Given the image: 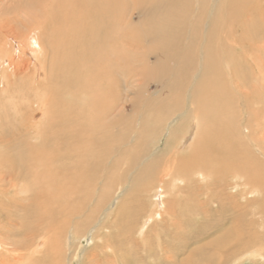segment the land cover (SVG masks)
Listing matches in <instances>:
<instances>
[{"label":"bare ground","instance_id":"obj_1","mask_svg":"<svg viewBox=\"0 0 264 264\" xmlns=\"http://www.w3.org/2000/svg\"><path fill=\"white\" fill-rule=\"evenodd\" d=\"M119 6H134L124 19L119 38L121 45L136 49L132 56L94 49L118 35L117 23L110 18ZM238 8L247 11L242 21L235 13ZM70 21L75 22L69 38L72 41L67 42ZM262 34L264 0H0V183L12 184L3 193L0 191V198L7 190H17L25 195L19 200L29 206L39 196L42 203H38L47 209L41 213L55 209L66 213L75 212L81 203L70 208L64 205L66 200H93L97 192L110 189L100 197L103 205L109 204L102 208L96 231L105 229L115 221L107 222L109 217L116 219L127 204L138 199L137 212L146 215L125 231L128 238L124 236L123 242L129 243V248L119 253L114 249L116 244L112 246L109 241L94 246L106 251L102 257H109V264L114 258L121 263L120 257L129 264V255H136L140 247L134 232L149 227V218L141 221L150 212V204H154V212L161 209V231H172L165 236L172 237L173 242L185 239L182 236L192 227L193 219L201 215L207 218V197L203 201L201 198L207 194L193 180L196 174H201L209 185L211 174L225 182V173L230 171L233 180L244 179L251 194L264 197V168H256L252 153L253 147L257 148L255 143L264 147V128L259 122L264 117V105L251 110L264 104ZM109 56L108 69L102 71L103 59ZM200 69L202 72L196 76ZM132 76L137 78L132 84L135 91L129 84ZM151 81L163 89L148 93ZM188 83V124L174 142L181 114L173 119L171 116L180 110V96H185L176 88ZM80 84L94 90L74 92ZM154 103L159 104L156 111ZM139 109L144 116L141 113L135 125L132 116ZM207 120L208 126L203 127ZM16 122L22 126L17 131L13 127ZM255 132L260 136H253ZM12 136H20L23 141L16 143L15 147L21 148L18 151L23 147V151L32 152L30 161L28 155L24 159L25 164H32L18 168L19 172L12 157L8 158V170L1 169L6 165L3 153L7 149L1 150L6 138ZM35 139L40 140L39 144L34 143ZM237 155L242 156L241 161L232 164L230 158ZM215 161L221 169L206 171L203 166ZM106 164L107 176H99ZM245 165L252 169L250 182L240 172ZM183 181L192 185L180 187ZM186 191L188 196L181 197L180 193ZM167 194L169 199L164 200ZM22 208L28 207L25 204ZM163 214L171 216L168 222ZM43 218L39 216L40 224ZM252 237L253 241L259 240L255 234ZM56 239L51 241L57 249L60 241ZM164 242L163 236H159L160 245L150 241L149 236L143 240L156 264L157 247L164 253L171 250L174 260L178 257L177 251L167 248ZM4 246L1 240L0 251L5 250ZM46 246L47 240L42 239L32 255ZM252 251L246 259L261 257L258 250ZM195 252H188L180 264H196ZM96 256L92 254L89 261H97Z\"/></svg>","mask_w":264,"mask_h":264},{"label":"rangeland","instance_id":"obj_2","mask_svg":"<svg viewBox=\"0 0 264 264\" xmlns=\"http://www.w3.org/2000/svg\"><path fill=\"white\" fill-rule=\"evenodd\" d=\"M128 1H132V0H128ZM207 3H209V0H207ZM208 6L209 5L207 4V8ZM133 7L131 8L129 7L127 9L126 8L123 9L121 8V6L118 7L119 10L117 9L114 12L115 15L110 18L111 21H115L114 23H117L118 29L116 32L118 35L113 36V41H112V36H111L110 37L111 39H109L108 43L107 41H104L103 42L104 44L103 43L101 45L98 44V47H96L95 45L96 48L94 49L96 51L104 49V50H107V52H111L112 55L113 54L114 55L124 54L126 56L130 54L132 56L133 53H134L133 55H135L136 49H128L125 47L124 44L121 45L119 43L120 42V39H119L120 30L122 28L121 26L125 22L124 19L126 20V18L130 15ZM239 9L240 8L237 9L238 11L234 10L235 13L238 14V16L240 17L239 20L243 17H247V11L246 13H243ZM242 10L244 9L242 8ZM183 13H185L186 16H191V14L187 13L186 11H183ZM223 14L224 13H221V15ZM174 15L176 14L173 13L172 16ZM153 21H155V19H153ZM74 22L70 21L67 25L66 30L69 32V34L67 32V37H68V38L66 37L67 42L72 41L71 40L72 37L70 36L72 33L70 32L74 28V25H73ZM207 24H208V21H207ZM139 33L140 32H136L135 34L139 35ZM135 34L133 33L134 37H135ZM254 39L257 40L258 38H254ZM108 44L110 47H108ZM113 45H114V48H113ZM153 47L154 46H152L151 48ZM94 49H92V51ZM110 58L111 56L105 57L103 59L102 71H105L108 69V64H109L108 62ZM200 72H202L201 69L196 70L195 75L196 76L200 75ZM136 79L134 76L130 78L129 84L131 85V87H133L132 84H134ZM162 83H164L165 85V82L162 81ZM81 85L82 84H80L78 87H75L74 92L76 91L80 92V91H85L89 89L94 90L92 86L83 87ZM155 85H156L155 81L150 82L148 93L149 92L152 93L157 90L159 92L161 89H163L162 87H159L158 85L155 86ZM189 85L190 84L188 83L187 85L182 86V88H176L179 94H181V91L185 92L184 93L185 99L182 95L180 96V100L178 102L180 103V106H179L180 110L178 112L173 113L171 116V119H173L174 117H177L178 114L179 115L181 114L179 116V120H177L179 122L177 125V128L179 129H177L174 137H172V140L174 142L177 141V139L179 138L180 132H183L188 124L187 123L188 120H186V115L190 112V106L187 105L185 102H186V96H187L186 92L188 91V88L191 87V85L190 86ZM245 85L250 86L248 85V83L247 84L245 83ZM133 88H134V91L137 90L135 89L136 88L135 86ZM140 105L141 104L139 103L138 106ZM158 105H159L158 103H154L155 111L158 109ZM263 105L264 104H261L258 107H256L257 105L254 106L256 108L251 107V110L261 109ZM101 106L103 105L100 104V108ZM140 109L138 110V113H136L137 111L135 112L136 115L132 116L134 117L132 121L135 122V125L138 124L137 120L139 119V117L141 118V116L142 117L144 116L143 111H141ZM203 110L207 111V108H204ZM141 113L142 115L139 116ZM259 119H260L259 120L260 124H262L261 127L264 128V123H262L264 122V117H260ZM214 121H219V120H214ZM151 123L152 122L149 121V124ZM206 125L208 126V120L206 123L204 122L203 127H205ZM13 127L17 131L22 126L20 125V123L16 122V124ZM253 136L258 137L260 136V134L255 132ZM10 139H12V141ZM33 141L36 144H39L40 142V140L38 139H35ZM5 142L7 143L4 144L5 146L3 147L1 151L4 152L7 149L5 153H3L4 158H6L7 161L6 163L5 161H3L4 162L3 164H6V165L2 164L3 166L1 169L5 170V172L8 170V167L10 166V164L8 165V158L10 157L14 158V160L17 161V166H16L17 172H19L18 168H20L21 170V167L24 168L25 166H30L32 164V163L25 164L24 162V159L27 155L30 157L29 161L31 160L32 152L23 151L25 150L23 147L21 151H18L17 149H19L20 147H15L18 144H21L23 142L21 141L20 136H16V137L12 136L11 138L10 137L6 138ZM13 144H15L14 147L12 146ZM260 145H261V148L257 145V143H255V146L257 148L253 147L254 150L252 149L253 158L254 160L257 161L256 168L258 170H262L264 168V156H262V154L264 155V147L262 144ZM161 146L163 147V142L161 143ZM241 157L242 156L240 155L231 157L230 159H233L234 161L232 164H236L238 161H241ZM203 167H205L206 171L207 170L217 171L221 169V167L216 163V161L212 162L210 165L208 164L207 166H203ZM108 169H109L108 165L106 164L105 170L98 173L99 176H107ZM251 171H252L251 166H248V165H245V169L242 168L240 171L242 174H244L248 178L247 182H250L249 174L251 173ZM228 173H230V171L225 173V176H226L224 178L226 179L225 182L224 181L221 182L220 178H216V176L211 174V176L209 177V185L207 184V180L203 181V177L201 174H200L201 177L199 174H196L193 176V180L199 183L198 186L200 185L199 187L200 188L202 187L203 191L206 190L205 194H207V196H202L201 198L203 201V199L207 197V205H206L207 218H204L202 215L196 218L194 217L195 219L193 220L195 222H191V224H193L192 227L188 229L189 231L185 230L184 232L185 236H182L185 239L181 238L179 239L180 241L178 242H173L174 240L172 239V237L168 239L166 238L165 235L167 233L172 234V231H168V232L161 231V230H164L162 228L163 224L161 225V222H160L161 221L160 220L161 219V215H160L161 209L157 208L156 212H154L155 210L154 204L153 205L150 204L149 200L147 199L146 204L147 205L150 204V207H149L150 212L148 211L149 213L147 214L146 219H143L141 223L146 222V220L149 218L148 221L146 222L147 226L149 227L145 231H138L137 229V231L134 232L133 236L139 242L140 247L136 249V255L134 252L132 255H129L130 257H128L127 259L129 261V264H156L155 262L151 261L150 257L152 255L147 251L148 248L145 247L143 243V240L145 239L146 236H149L150 241H153L157 245H160L159 236H163V239H165L164 245L167 248L171 247L173 252L176 250L177 252L175 253H178L177 259L174 260L171 258V255H172L171 250L168 253H164V252H161L162 251L161 248L157 247L156 249L157 254H158L156 257L157 264H175V261H176V264H180V262H182V260H184L187 256H189V253H191L192 251H196L194 254L195 255L194 259L196 261V264H264V259H263L264 258V216L262 214L264 197L261 195L251 194L250 189L246 188L245 186L244 179H236L237 181L233 180L232 175ZM188 184L189 186L192 185V183L190 182L188 183V182L183 181L179 183V186L184 187ZM11 185L12 184H10L8 181L6 183L1 182L0 191H2L3 193L5 189L11 188ZM86 187L87 185L84 186V188ZM159 187L162 188L163 186L159 185ZM172 188L173 186L170 187V189ZM105 191H110V189H105L104 192ZM174 191L175 189L173 188L171 192H174ZM103 193L99 194V192H97L93 200L86 199V198L66 200L64 202V205L70 208L75 205L77 208L78 202L81 201L79 209L77 208L75 212L67 211L65 213V212H61L59 209H55L50 213H41V212H46L47 209H44L46 206L41 205L42 200L39 198V196L34 197L32 199L33 204L29 206L27 202L23 204L19 200L22 196H25V195H22L20 192H17V190L15 191L7 190L5 194H2L3 195L2 199L0 198V200L2 201V205H3V210L0 211V241L2 240L5 245L4 246L5 250H3L4 253L0 251V261L1 262L3 261L4 264H12V262L13 264H18V263L19 264H53V263L54 264H105L107 262H108L107 264H109V257H107L106 255L102 257V255L106 253V251L104 250L102 252L101 248L99 247L94 248L95 244L100 246L102 241H109L110 245L112 246L116 244L114 249L119 251V253L124 252V248L128 249L130 246L129 243L123 242L124 236H126V239L128 238L125 231H129L128 227L133 226L136 220L137 221L140 220V218L144 217L146 213L144 211L137 212L139 200L136 199L138 201L136 202V200H134L133 202H130L129 204H127V206L124 208L125 210L123 209L121 213L119 214V216L116 217V219H112L111 217H109L107 220V222H109L110 219L112 221L115 220L114 222H110V224L105 225V229L96 231L98 227L97 223L99 222V219H101L99 217H101L102 208L105 209L109 204L108 203L109 200H106L105 203H108V204L103 205L104 202L100 198ZM114 194H115L114 192L111 193V196H114ZM165 196L166 198H164V200L166 199L168 200L169 195L167 194ZM180 196L183 198H186L188 196V192L186 191L184 193H180ZM146 197L147 196H145V198ZM152 200L154 201L155 197ZM38 202H41V203L39 204ZM25 204H26V207L28 208L23 210L22 206ZM134 209L135 211H133ZM165 209H166V206L164 204L163 209H162L163 213ZM131 213H132V217H131ZM156 214H159V215H156ZM23 215H26V216H23ZM40 215L44 216L43 221H42L43 224H40L38 221ZM106 215H107V212L104 213V216ZM150 217H152L151 221H150ZM170 218L171 216L165 215V220L167 222L170 220ZM107 230L108 231L111 230V232L110 231L108 232ZM96 232L99 236L101 235L102 236L101 237L98 236V238H96L95 237ZM108 233L110 234L108 235ZM253 234L259 237L258 241L252 240ZM109 236L113 238H110ZM57 237H59V239ZM42 239H44L45 241L47 240V246L42 251L37 250L35 254L32 255L33 250L36 248L38 242H40ZM51 239L52 240L56 239V241L58 240L60 241L57 245L59 246L57 249H56L55 244H52ZM252 250H258L261 257L255 256L256 258L251 257V258L246 259L245 257L251 254L253 252ZM16 253H19L20 255ZM92 254L97 255L96 256L97 261L96 260L94 262L89 261L91 259ZM107 254L110 255V253H107ZM58 256H60V258ZM101 257L104 258V260ZM54 259H57L58 261ZM119 259L121 263L118 261L117 258H114L113 259L114 261H111L112 259H110V262L113 264H126V262L121 257ZM13 260L15 261L17 260V262ZM1 262L0 264H3Z\"/></svg>","mask_w":264,"mask_h":264}]
</instances>
